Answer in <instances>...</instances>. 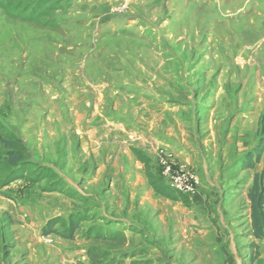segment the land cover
I'll return each instance as SVG.
<instances>
[{
	"label": "rangeland",
	"instance_id": "obj_1",
	"mask_svg": "<svg viewBox=\"0 0 264 264\" xmlns=\"http://www.w3.org/2000/svg\"><path fill=\"white\" fill-rule=\"evenodd\" d=\"M225 1L157 0V8L139 12L114 0H0V149L6 144L19 150L31 164L12 182L30 183L28 190L35 191L32 257L60 264L53 255L58 243L75 264H157L152 248L132 242L125 248V240L112 233L105 181L95 180L97 157L80 141L90 127L101 128L92 126L94 117L138 131L139 115L153 102L182 110L190 136L199 126L208 131L203 138L234 133L238 104L230 82L248 86L251 76L236 65L241 43L233 21L221 15ZM223 26L230 46L219 50L214 36L209 47L210 33ZM248 87L237 90L246 96ZM245 120V129L255 126ZM256 126L257 132L264 127L263 112ZM262 166H242L233 190L247 194ZM44 169L47 177L34 182ZM2 172L0 185L10 171ZM43 192H50L48 200ZM75 222L78 228L70 233ZM47 236L51 245L41 240ZM150 239L142 233L134 244ZM258 246L263 250L264 241Z\"/></svg>",
	"mask_w": 264,
	"mask_h": 264
},
{
	"label": "crops",
	"instance_id": "obj_2",
	"mask_svg": "<svg viewBox=\"0 0 264 264\" xmlns=\"http://www.w3.org/2000/svg\"><path fill=\"white\" fill-rule=\"evenodd\" d=\"M118 2L128 3L130 9L139 12L157 8V0H114ZM223 6L221 15L233 21V36L241 43L236 44V65L249 70L251 76L246 81L249 87L230 82L236 95L232 98L238 104L233 113L234 133L216 139L211 133L203 138L208 131L199 126L190 136L185 127L192 129L187 126L189 121L182 119V110L153 102L145 110L146 104L140 105L144 112L137 121L138 131L94 117L92 126L100 124L101 128L90 127L80 141V148L88 146L97 157L93 161L95 180L105 181V214L112 222V233L125 240V248L130 242L132 247L152 248L157 264H259L264 258V249L259 248L260 256L250 262V246L259 245V241L250 235L246 194L240 196L233 190L242 154L252 151V158L255 156L259 135L256 123L264 113V0H227ZM226 28L211 32L207 45L215 46L216 36L219 50L230 46ZM242 87L249 88L248 95L237 90ZM245 118L251 124L252 119L256 121L255 126L245 129ZM161 149L172 152L178 163L200 177V191L186 196V203L163 197L149 185L147 174L159 178ZM261 161L264 163V154ZM13 182L0 185V250H4L0 264H45V258L32 257L35 191L28 190L30 183L14 186ZM45 194L48 200L50 192ZM142 233L151 238V243L139 244L138 240L135 245L134 239L141 238ZM56 245L60 249L54 243L55 259L60 264H75ZM23 255L27 260L20 259Z\"/></svg>",
	"mask_w": 264,
	"mask_h": 264
},
{
	"label": "trees",
	"instance_id": "obj_3",
	"mask_svg": "<svg viewBox=\"0 0 264 264\" xmlns=\"http://www.w3.org/2000/svg\"><path fill=\"white\" fill-rule=\"evenodd\" d=\"M8 4V0H4V5ZM19 11V9H18ZM259 135L263 134L257 146L255 147L254 153L255 156L252 158V154H247V161L243 163L244 168H251L255 164L260 163V160L264 154V127L259 129ZM3 149H0V152L4 155V159H0V171H10L9 173H4V183L7 184L13 180H17L22 178V173L28 170V166L30 163L23 162L19 157V150L10 149L6 144H4ZM245 164V165H244ZM12 169H17V172L12 171ZM15 173H19L18 175ZM47 169L34 179V182H38L41 179L46 178ZM54 176V175H52ZM149 185L163 197L169 198L174 201H182L186 203L184 197L178 196V194L172 192L170 189L166 187L164 182L158 178L155 179L149 174H147ZM246 199L248 201V209H249V229L250 235L258 241L264 240V163L259 172H256L251 180V185L247 190ZM78 228V222H75L70 227V233H73ZM259 246L256 244H252L250 246V262H253L256 258L260 256Z\"/></svg>",
	"mask_w": 264,
	"mask_h": 264
},
{
	"label": "built area",
	"instance_id": "obj_4",
	"mask_svg": "<svg viewBox=\"0 0 264 264\" xmlns=\"http://www.w3.org/2000/svg\"><path fill=\"white\" fill-rule=\"evenodd\" d=\"M123 8L121 6L119 9ZM158 164L161 168L159 178L172 192L187 197H192L200 191L201 180L198 174L190 171L186 166L175 160L172 152L158 151ZM46 245L53 243L47 236L41 239Z\"/></svg>",
	"mask_w": 264,
	"mask_h": 264
}]
</instances>
